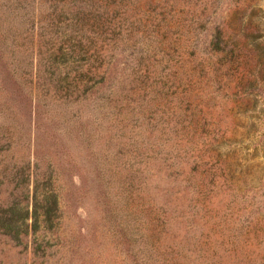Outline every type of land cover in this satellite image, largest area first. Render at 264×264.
<instances>
[{"label": "rangeland", "instance_id": "374dc122", "mask_svg": "<svg viewBox=\"0 0 264 264\" xmlns=\"http://www.w3.org/2000/svg\"><path fill=\"white\" fill-rule=\"evenodd\" d=\"M0 264H264V0H0Z\"/></svg>", "mask_w": 264, "mask_h": 264}, {"label": "trees", "instance_id": "16d2710c", "mask_svg": "<svg viewBox=\"0 0 264 264\" xmlns=\"http://www.w3.org/2000/svg\"><path fill=\"white\" fill-rule=\"evenodd\" d=\"M52 197H54V203H56V205H58V197H57V195H53L52 194ZM57 207L58 206H56V210H57ZM51 211V208H49V210H47V212H50ZM55 211V210H54ZM49 219H51V217L49 218ZM4 234H7L6 232L4 233ZM8 235V234H7Z\"/></svg>", "mask_w": 264, "mask_h": 264}]
</instances>
